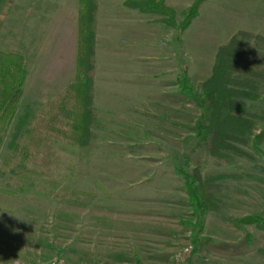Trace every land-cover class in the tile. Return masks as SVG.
<instances>
[{
  "label": "rangeland",
  "instance_id": "1",
  "mask_svg": "<svg viewBox=\"0 0 264 264\" xmlns=\"http://www.w3.org/2000/svg\"><path fill=\"white\" fill-rule=\"evenodd\" d=\"M99 0L95 104L98 148L86 172L79 149L59 144L60 190L87 205L59 203L49 185L15 178L6 165L11 132L0 143V264H171L193 245L190 264H264V79L250 144L219 165L203 147L206 115L179 88L182 66L199 90L219 46L238 30L264 36V0H206L182 34L159 16ZM194 0H167L180 13ZM79 0H17L3 20L0 49L25 51L28 78L18 113H37L74 79ZM264 72V64L255 65ZM58 145V146H59ZM200 166L219 177L225 217L196 213L184 175ZM262 166V167H261ZM70 168L65 172V169ZM4 190L11 191L5 192ZM243 220V222H242Z\"/></svg>",
  "mask_w": 264,
  "mask_h": 264
},
{
  "label": "trees",
  "instance_id": "2",
  "mask_svg": "<svg viewBox=\"0 0 264 264\" xmlns=\"http://www.w3.org/2000/svg\"><path fill=\"white\" fill-rule=\"evenodd\" d=\"M205 1L194 0L181 16L167 0H126L123 5L142 14L159 16L161 24L177 30L180 35L199 17ZM99 11V0H79L74 79L37 113L29 106L18 113L28 78L27 53L0 49V143L11 132L6 165L15 178L49 185L52 190L48 193L59 203L87 205L60 190L64 167L56 152L60 143L76 147L83 163L77 171L86 172L85 164L98 148L95 77ZM258 64H264V36L240 29L219 46L211 73L199 90L192 83L189 69L181 68L180 91L206 113L198 126L199 135L204 136L203 147L219 165L245 169L235 161L234 155L242 154V147L250 144L256 126L258 114L252 113L250 106L261 98L264 72L255 67ZM263 142L264 131L254 135L253 144L257 150ZM67 170L70 168L65 172ZM179 172L184 175L190 203L196 213L227 216L228 204L216 194L224 189L218 176L204 175L200 166L191 171L182 167ZM247 220L264 231V218L253 215ZM13 226L12 222L0 220V236Z\"/></svg>",
  "mask_w": 264,
  "mask_h": 264
},
{
  "label": "built area",
  "instance_id": "3",
  "mask_svg": "<svg viewBox=\"0 0 264 264\" xmlns=\"http://www.w3.org/2000/svg\"><path fill=\"white\" fill-rule=\"evenodd\" d=\"M193 252V245L188 244L178 251L171 264H190L189 258ZM51 264H66L63 260L54 261Z\"/></svg>",
  "mask_w": 264,
  "mask_h": 264
},
{
  "label": "crops",
  "instance_id": "4",
  "mask_svg": "<svg viewBox=\"0 0 264 264\" xmlns=\"http://www.w3.org/2000/svg\"><path fill=\"white\" fill-rule=\"evenodd\" d=\"M17 0H0V31L3 24V20L9 14L12 6L16 3ZM167 264L169 261H166ZM163 264V263H160Z\"/></svg>",
  "mask_w": 264,
  "mask_h": 264
}]
</instances>
